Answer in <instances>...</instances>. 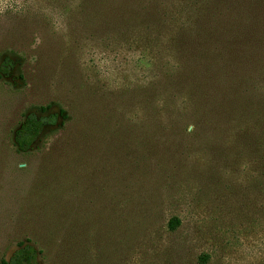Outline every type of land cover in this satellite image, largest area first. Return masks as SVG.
<instances>
[{"label":"rangeland","instance_id":"obj_1","mask_svg":"<svg viewBox=\"0 0 264 264\" xmlns=\"http://www.w3.org/2000/svg\"><path fill=\"white\" fill-rule=\"evenodd\" d=\"M8 57L0 264H264V0H0Z\"/></svg>","mask_w":264,"mask_h":264},{"label":"trees","instance_id":"obj_2","mask_svg":"<svg viewBox=\"0 0 264 264\" xmlns=\"http://www.w3.org/2000/svg\"><path fill=\"white\" fill-rule=\"evenodd\" d=\"M14 66V62L8 57L0 66V71L9 76ZM58 116L38 117L35 114L29 115L24 123L20 126L15 134V142L20 152L27 153L39 139L44 129L48 125L57 123ZM180 220L172 219L170 226L175 229L179 226ZM208 255L202 257V261L206 263ZM1 264H39V256L37 250L32 245L20 246L10 257L9 260H3Z\"/></svg>","mask_w":264,"mask_h":264}]
</instances>
